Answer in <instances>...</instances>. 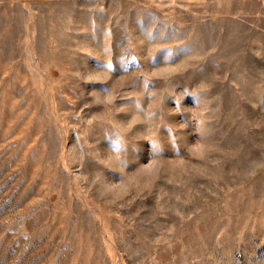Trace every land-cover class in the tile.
<instances>
[{
  "label": "rangeland",
  "instance_id": "1",
  "mask_svg": "<svg viewBox=\"0 0 264 264\" xmlns=\"http://www.w3.org/2000/svg\"><path fill=\"white\" fill-rule=\"evenodd\" d=\"M0 264H264V0H0Z\"/></svg>",
  "mask_w": 264,
  "mask_h": 264
}]
</instances>
